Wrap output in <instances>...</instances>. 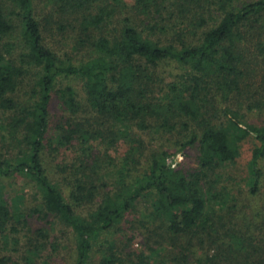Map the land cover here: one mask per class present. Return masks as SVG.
Returning <instances> with one entry per match:
<instances>
[{"label":"trees","instance_id":"trees-1","mask_svg":"<svg viewBox=\"0 0 264 264\" xmlns=\"http://www.w3.org/2000/svg\"><path fill=\"white\" fill-rule=\"evenodd\" d=\"M193 1L49 0L39 15L35 0H0V264H40L52 222L70 235L72 264H264V241L224 218L235 195L221 182L247 138L248 191L264 182V123L228 105L253 96V57L241 47L264 21V0H213L192 21L169 14L182 2L199 8ZM58 27L71 36L65 55L46 42ZM57 97L66 120L52 129ZM155 127L192 131L181 149L196 148L197 167L147 154L139 133ZM120 143L121 162L109 153ZM49 148L74 157L53 171ZM126 220L145 230L140 247L133 234L114 238Z\"/></svg>","mask_w":264,"mask_h":264},{"label":"rangeland","instance_id":"rangeland-1","mask_svg":"<svg viewBox=\"0 0 264 264\" xmlns=\"http://www.w3.org/2000/svg\"><path fill=\"white\" fill-rule=\"evenodd\" d=\"M124 1L130 5L135 2V0ZM212 1L213 0H194L193 2H197L199 4V8L198 5L195 6L191 3L182 2L184 3L183 6L174 5V7L171 6L170 9H167L170 10V15H172V13L174 12L176 17H178L179 19L192 21L193 15L195 13L200 12L201 8H203L205 5H209ZM234 1L237 4H241L244 1L252 0ZM48 2L49 0H35L39 15L43 12L49 15L52 9L50 10L51 4L50 2ZM211 7V9H207L205 12V18L208 19V21L210 19V23H212L215 19L217 20L220 15V13L217 11L216 5H211ZM184 10L189 11L186 13L185 16L180 14ZM164 14H167V16H169L168 12H165ZM261 25L263 32L261 35H259V29ZM251 26L254 28L257 27V31L252 30V33L250 35L251 39L246 40L242 43L241 51L246 56L253 57V60L251 62L253 63V68L251 69L253 70L252 75L246 78V81H249V85L251 86V93L253 94V96H248L247 98L243 97L237 100V96L235 95L233 97V102H230V104L228 103V105L232 106V108L234 109H240L241 113L245 115L243 116L244 121H247L250 124L260 125L264 123V52L262 51L264 50V21H261L260 23ZM45 37L48 46L52 47L55 52H57L59 55H65L66 52H70V49L67 47H69L70 45L71 36L68 37L65 30L59 27L58 29L54 28L51 32H46ZM257 43L259 44L257 45ZM167 69H170V67H168ZM167 79L170 80L172 78L168 77ZM64 84H72L74 87L79 88L78 81L64 80L63 85ZM27 89L28 88H26L25 90ZM254 100L256 101L254 102ZM257 101L262 102L261 109L255 106ZM226 105L227 104L224 103L223 107H226ZM52 106L53 108L51 116V127L52 129H55L58 123L64 122L66 120V114L62 109L63 107L58 97L54 100ZM251 106L253 107L252 111L249 108ZM3 125L4 124H0V133L3 131ZM52 131L54 132V130ZM191 133L192 131H188L187 128H182L181 131L176 130L174 132L167 133L164 132L162 129L155 127L149 131H145L142 133L140 132L139 134L142 136L143 139L146 140L147 154H151L152 151H169L171 153H175L174 157L176 162L181 164L186 170H189L192 168H196L198 165L197 150L195 147L181 149V144L183 141H185L186 138H188V136L190 137ZM254 146L255 141L252 138H247L241 144L240 155L237 159L236 164H233L232 166L223 169L225 173L222 176L221 182H223L225 185L227 184L226 186L228 191L235 195L234 201H231L232 210H228L224 218L226 219V221L229 222L231 228L235 227L236 230L241 229V232L248 235L253 234V236L256 237V242L261 243L262 240L264 241V182L262 183V188L257 195H253L248 191L247 183V165L250 161L252 149L254 148ZM126 151L127 144L120 143L117 149H112L109 151V153L113 157L117 158L119 162H121ZM46 156V162L48 163V167L54 171L57 170V165H66L67 163H69L74 157V152L72 150L61 148L60 152L54 151L52 153L51 148H49L48 154ZM21 182L22 181L18 182L17 186H21ZM26 191L31 194L32 190L30 188H26ZM150 209L151 207L148 202H146L145 204H140L139 210L149 212ZM80 211L84 212L81 209ZM131 226L134 227L131 228ZM47 227L49 228V233L51 236V238L49 239V241H51V245L49 246L50 248H47L48 251L44 253L40 264H72V258L70 253L72 241H70L69 239L70 235H66L68 232L64 233L66 229L62 227L61 224L55 222H52V225L48 224ZM121 227L123 230L116 232L114 234V238H119L120 236L123 237V235L129 237L131 234H133L135 235V246L139 245L140 247L143 244L144 237L139 233H142L145 230L140 227L139 223L132 224L129 222V220H126V222H124ZM229 230L231 229L229 228ZM127 233L129 236L127 235ZM1 240L2 239H0V241ZM2 245L3 243H0V248ZM16 260L17 256L13 257L12 261H10L9 264H15Z\"/></svg>","mask_w":264,"mask_h":264}]
</instances>
